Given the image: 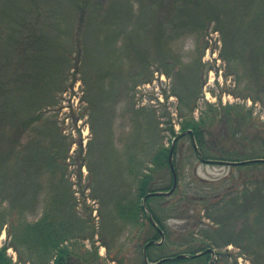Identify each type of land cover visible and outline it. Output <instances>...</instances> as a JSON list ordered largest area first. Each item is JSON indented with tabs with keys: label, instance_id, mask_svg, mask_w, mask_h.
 <instances>
[{
	"label": "trees",
	"instance_id": "obj_1",
	"mask_svg": "<svg viewBox=\"0 0 264 264\" xmlns=\"http://www.w3.org/2000/svg\"><path fill=\"white\" fill-rule=\"evenodd\" d=\"M135 1L139 3V17H135L131 0H55V11L59 9V2L63 3L64 8L54 18L48 17L50 22L45 24V28L39 24L40 14L34 13L39 17L34 19L31 13H27L31 10L24 8L25 0H9L13 8H0V56H4L6 52L11 54L17 40L19 50H16L20 55L24 48L26 52H30L27 56L33 54V60H28L29 73L32 75L28 92L32 96H19V102L15 105L11 99L3 101L0 97V230L6 227L8 247L17 252L19 264H100L95 248L94 253H91L83 250L79 243L92 238L93 233L90 231L88 237L85 234L87 223L80 221L75 215L76 204L69 193L71 186L64 179L68 165L61 161L58 156L60 154L55 152L54 147L45 145L47 138L52 133L55 135V130L39 127L47 120L42 117L43 108L54 106L55 95L60 91L55 90L56 86L53 87L56 73L63 71L61 75H64L73 67H88L101 102L107 103L112 92L105 87L109 85L113 89L118 83L122 85V91L114 95L129 98L137 84L149 82L147 79L153 74V69L165 75L170 72L180 74L182 56L176 47L178 40L193 35L201 36L213 25V31H222L225 44L233 50V56L240 63L245 61V66H242L245 75H241L240 79L249 75L251 81V75L253 77L244 98L258 101L264 109V0ZM151 16V28H143L141 20ZM48 18H44V22ZM29 21L35 23L34 28L31 25L32 30ZM46 29L49 30L48 33H45ZM29 31L30 34L27 35ZM28 36L29 40L26 42ZM119 38L122 40L118 46ZM63 47L65 50H62ZM72 47L78 48L75 59L70 58L74 53ZM89 48L92 52L88 54ZM72 62L74 65H71ZM123 63L129 65L126 71H123ZM141 75L146 76L142 78ZM12 77L11 73L0 69V95H10ZM1 84L5 87L2 88ZM197 85L196 76L185 91H179V130L176 132L172 124L167 128L172 136L170 141L175 140L172 155L176 156L180 142L188 139L187 154L192 163L205 160L240 161V158H225L221 152L227 153L228 150H219L211 142H207L206 138L211 135L209 128L218 116L208 110L197 118L194 117ZM40 96L39 101L36 98ZM127 103L130 111L139 117L131 102ZM206 107L212 108L211 105ZM139 118L143 121H137V128H151L150 125L157 127L158 123H151L152 117L143 115ZM224 120L229 125L226 115ZM238 122L243 123V118ZM236 135L237 131H233L230 138L235 140ZM192 142H195L197 149H194ZM156 149L154 157L150 159L153 167L149 169L145 164L144 171L140 172L135 197L126 205L118 203L117 215L128 223L136 224L142 214L155 234L160 229L163 236L168 237L167 228L151 205L152 199L162 197H147L145 207L142 205V199L147 194L168 191L172 187L171 179L166 188H154L155 171L164 167L170 171L168 158L171 142L168 147L161 144ZM128 161L132 164L134 158L131 156ZM139 163L143 162L138 161ZM176 164L172 163L174 169ZM243 166L264 168V162ZM191 175V178H195L194 171ZM45 177L46 181L43 180ZM263 209L264 195L260 192L251 194V213L259 211L251 218V230L247 228L252 240L256 238L259 241L264 237ZM149 216L156 227L152 225ZM211 234L212 237L216 235L222 238L225 233L219 229L216 234L214 231ZM150 240H154V237L147 238L145 243ZM179 244V251H166L155 260L150 255V250L153 247L162 250L164 246L150 245L146 249L149 262L171 258L161 264H182L189 261L204 264L209 257L207 253L195 259H176L179 254L192 255L207 249L205 246L193 250L197 242L189 236L184 237ZM6 248L7 246L0 249V264H10ZM141 264H144L143 261Z\"/></svg>",
	"mask_w": 264,
	"mask_h": 264
},
{
	"label": "rangeland",
	"instance_id": "obj_2",
	"mask_svg": "<svg viewBox=\"0 0 264 264\" xmlns=\"http://www.w3.org/2000/svg\"><path fill=\"white\" fill-rule=\"evenodd\" d=\"M55 3V0H25L24 8L31 10L27 13H31L34 19L39 18L34 13L40 14L39 24L45 28V24L50 22L48 17L54 18L64 8L59 2V9L55 11ZM130 3L135 17H139V3L135 0ZM6 6L12 7L9 0H0V8ZM44 18L48 21L44 22ZM152 18L141 20L142 27L151 28ZM31 25L34 28L35 23L31 21L29 24L32 30ZM214 27L210 25L201 36L178 40L176 47L182 56L181 76L176 72L165 75L153 69V74L147 79L149 82L137 84L129 98L114 95L122 91V85L118 83L113 89L109 85L105 87L112 92L107 103L101 102L88 67H73L64 75H61L63 71L55 75L53 87L61 92L56 93L54 106L43 108L42 117L47 120L39 127L55 130V135L52 133L45 145L54 147L61 161L68 165L64 179L71 186L69 193L76 204L75 215L87 223L85 234L93 233L92 238L79 243L85 251L94 253L96 250L100 264H141L145 240L154 237L153 241L159 242L160 234H155L142 214L138 223H128L117 215V206L118 203L126 205L135 197L140 172L144 171L145 164L149 169L153 167L150 159L155 155L156 146L168 147L173 141H170L172 136L167 128L172 124L176 132L179 130L178 95L190 86L196 76L194 117L208 110L218 116L209 128L211 135L206 138L207 142L219 150H228L227 153L221 152L225 158H240V161L264 158V109L258 101L244 98L253 77L251 75V81L249 75L240 79L245 75L242 71L245 61L240 63L233 56L222 31H213ZM48 32L46 29L45 33ZM26 34L29 35L30 31ZM28 40L29 36L26 42ZM120 40H117L118 46ZM16 49L19 50L18 40L11 54L6 52L0 56V69L14 76L11 78V97L9 93L0 97L3 101L11 99L14 105L19 102V96H32L28 92L32 80L28 60H33V54L27 56L30 52L24 48L20 55ZM77 50L72 47L74 53L70 58H77ZM90 52L91 48L88 54ZM122 65L123 71L129 67L126 63ZM146 75L141 76L145 78ZM36 99L40 101L41 96ZM127 102H131L139 117H152L151 123H158V128L153 125L151 128H137V121L143 120L130 111ZM225 115L229 125L225 124ZM240 118H243V123L238 122ZM233 131H237L235 140L230 138ZM188 151L189 142L185 139L178 145L177 155L171 156L170 162L177 163L174 194L151 200L152 207L168 230V237L163 236L164 248L157 250L153 247L150 255L155 260L166 251H179L177 245L189 236L198 244L193 250L207 246L214 251L213 258L209 255L204 264H264V237L259 241L256 238V241L252 240L251 232L247 230H251V218L259 212L251 213V194L260 192L264 195V168L199 161L195 164L191 158L189 160ZM131 156L134 158L132 164L128 161ZM138 161L143 163L138 164ZM192 171L197 179L191 178ZM153 175L154 188H166L172 179L167 167L156 170ZM40 212L41 208L38 214ZM219 229L225 233L223 237H212L211 232L216 234ZM8 244L7 229L3 227L0 230V249L7 246L5 253L10 264H18L17 252Z\"/></svg>",
	"mask_w": 264,
	"mask_h": 264
},
{
	"label": "water",
	"instance_id": "obj_3",
	"mask_svg": "<svg viewBox=\"0 0 264 264\" xmlns=\"http://www.w3.org/2000/svg\"><path fill=\"white\" fill-rule=\"evenodd\" d=\"M189 133H190V132H189ZM173 144H174V141L172 142L171 151H170V156H169V164H170V166H171V172H172V176H173V185H172L171 189H170L169 191H167V192H153V193H149V194H147V195L143 198V206H145V199H146L147 197H149V196H150V197H151V196H168V195H170V194L175 190V188H176V174H175V171H174V169H173V167H172V165H171V162H170V160H171V155H172V147H173ZM248 162H249V161H242V162H239V163H226V164H241V165H242V164H246V163H248ZM251 162H264V159L252 160ZM154 226H155V224H154ZM159 233L161 234V240H160L159 242L149 241V242L144 246V248H143V261H144V264H149V263H148V260H147V257H146L145 249H146L149 245H151V244H153V243H156L157 245H161L162 242H163L162 232L159 231ZM206 253H211V259H212L214 252H213V250H211V249L204 250V251H202V252H200V253H197V254H194V255H184V254H182V255H178V256L176 257V259L196 258V257H199V256L204 255V254H206ZM164 261H165V259H162V260H160L159 262H156V263H153V264H160V263H162V262H164ZM210 262H211V261H210ZM209 264H210V263H209Z\"/></svg>",
	"mask_w": 264,
	"mask_h": 264
}]
</instances>
